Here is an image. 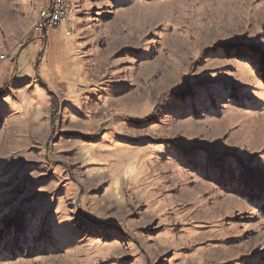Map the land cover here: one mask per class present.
<instances>
[{"label":"rangeland","instance_id":"374dc122","mask_svg":"<svg viewBox=\"0 0 264 264\" xmlns=\"http://www.w3.org/2000/svg\"><path fill=\"white\" fill-rule=\"evenodd\" d=\"M70 3L0 0V264H264V0Z\"/></svg>","mask_w":264,"mask_h":264},{"label":"built area","instance_id":"2783aa9c","mask_svg":"<svg viewBox=\"0 0 264 264\" xmlns=\"http://www.w3.org/2000/svg\"><path fill=\"white\" fill-rule=\"evenodd\" d=\"M70 2L71 0H51L50 6L39 12L33 27V34L48 35L50 31L58 28L62 23L69 25Z\"/></svg>","mask_w":264,"mask_h":264},{"label":"trees","instance_id":"16d2710c","mask_svg":"<svg viewBox=\"0 0 264 264\" xmlns=\"http://www.w3.org/2000/svg\"><path fill=\"white\" fill-rule=\"evenodd\" d=\"M220 48L225 49L227 51H231L230 53H234L233 55L238 59L249 58L253 59L258 66V73L264 83V51L256 46H245L242 44H231L225 43L219 45ZM53 104L55 105L57 101L55 96H52Z\"/></svg>","mask_w":264,"mask_h":264},{"label":"crops","instance_id":"0c3cea01","mask_svg":"<svg viewBox=\"0 0 264 264\" xmlns=\"http://www.w3.org/2000/svg\"><path fill=\"white\" fill-rule=\"evenodd\" d=\"M50 2H51V0H50ZM8 69H10V64L9 63L8 64L5 63L4 68H3V71L1 73H4L5 72V74H6L8 72Z\"/></svg>","mask_w":264,"mask_h":264},{"label":"water","instance_id":"95a60500","mask_svg":"<svg viewBox=\"0 0 264 264\" xmlns=\"http://www.w3.org/2000/svg\"><path fill=\"white\" fill-rule=\"evenodd\" d=\"M47 35H44V37H46ZM44 52V49L42 50V53Z\"/></svg>","mask_w":264,"mask_h":264},{"label":"bare ground","instance_id":"6f19581e","mask_svg":"<svg viewBox=\"0 0 264 264\" xmlns=\"http://www.w3.org/2000/svg\"><path fill=\"white\" fill-rule=\"evenodd\" d=\"M219 251V250H218Z\"/></svg>","mask_w":264,"mask_h":264}]
</instances>
